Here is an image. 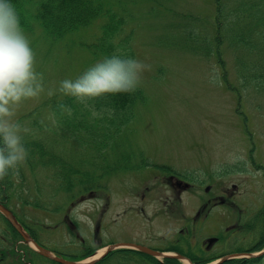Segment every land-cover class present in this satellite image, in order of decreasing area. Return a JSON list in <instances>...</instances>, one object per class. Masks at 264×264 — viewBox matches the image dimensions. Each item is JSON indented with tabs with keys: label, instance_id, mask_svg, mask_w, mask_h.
Instances as JSON below:
<instances>
[{
	"label": "rangeland",
	"instance_id": "1",
	"mask_svg": "<svg viewBox=\"0 0 264 264\" xmlns=\"http://www.w3.org/2000/svg\"><path fill=\"white\" fill-rule=\"evenodd\" d=\"M220 1L233 6L247 0ZM164 2L161 0V3ZM211 3L212 0H167L168 9L157 13L154 21L142 17L149 12V6L141 9L133 6L136 14L132 35L135 59L148 65L139 83L145 89L146 101L137 107L136 118L130 128L133 134L128 140L131 145H124V148L126 153L137 154V159L140 158L139 154H143L151 163L170 166L181 173L194 171L201 175L200 179H208L209 174L214 176L209 183L201 187L195 185L183 194L184 211L191 219L200 202L223 195L226 190L233 191V201L242 209L244 217L252 219L258 215L264 203V86L261 89H242L238 93L225 83L222 76L224 69L216 57L207 59L189 50L188 47L197 43L187 40L188 32L193 30L202 40L205 30L202 24L192 19L187 21V15H211ZM244 5L238 6L242 12ZM139 15L142 16L139 18ZM186 24L190 27L182 29L181 26ZM243 25L237 19L236 30L253 29V26ZM210 31L211 34L216 33L215 30ZM24 33L35 53L36 68L43 76L45 89L38 97L24 101L15 111L13 119L29 129L23 134V139L39 129L33 128L34 124L45 123L47 108L42 104L58 92L54 90L58 89L59 82L72 78L85 62L84 51L79 47L70 49L61 45L56 49L38 35L32 37L33 33ZM255 37V33L249 35L252 44L257 45L253 40ZM32 39L37 42L36 47ZM252 44H249L250 48L254 47ZM181 45L187 48L181 50ZM206 47L205 43L201 45V49ZM246 50L247 45H237L235 54L231 58L226 56L229 82L234 87L241 86L237 77L241 62L251 68L264 59L261 51L249 50L248 55ZM64 132L62 127L53 124L38 131L52 148L67 158L65 160L71 166L92 170L88 167L90 163L95 164L96 152L81 138H64ZM109 149L105 159H102V162L105 160V167L124 165V150L120 146ZM32 168L24 171V179L16 180L17 193L11 192L9 201H20L19 205L13 204L14 209L22 216L26 215L27 219H32L31 223L39 225V236L48 249L69 254L86 251L81 247V239L90 247L106 244L110 236L104 232V225L107 226L114 219L115 233L119 228L120 236L124 238L128 234V224L133 222L129 215L124 214L125 210L131 206H141L139 197L145 186L166 184L162 183L164 174L152 168L128 173L118 170L107 174L109 179L104 177L101 180V189L93 190L95 192L91 195L88 192L78 195L71 201L74 202L72 204L68 203L69 199L82 188L76 186L72 193H65L53 180L54 172L41 164ZM234 185L237 189L233 188ZM207 186H211L208 192L205 191ZM108 195L110 218H104ZM34 202L43 208L36 207ZM56 208L58 210L54 211ZM151 209L164 210L161 203ZM228 216L236 219L239 211H230L226 206L216 207L194 231V241L202 243L205 237L215 232L214 225L225 224ZM73 222L76 228L72 231L69 224ZM155 222L159 238L179 236L184 226V222L173 215ZM4 225L0 218V247H5L1 243ZM190 235H193L192 232ZM34 260V264H56L37 255ZM0 264L4 262L0 261ZM111 264L121 262L113 261Z\"/></svg>",
	"mask_w": 264,
	"mask_h": 264
},
{
	"label": "trees",
	"instance_id": "2",
	"mask_svg": "<svg viewBox=\"0 0 264 264\" xmlns=\"http://www.w3.org/2000/svg\"><path fill=\"white\" fill-rule=\"evenodd\" d=\"M12 3L18 12L24 32L33 33L31 34L32 37L38 35L41 40L50 43L56 49L61 48V45H65V48L79 47L84 51L85 62L72 78H76L86 68L105 56L120 55L135 58L132 45L133 20L136 18V14L133 12L134 5H137V9H141L145 5L149 6L148 13L145 12L143 16L139 15V18L142 16L144 20L154 21L157 13L165 12V9H168L166 7L167 0L164 3H161V0L160 2L159 0H12ZM243 4L245 5L242 12L241 7L238 6ZM263 4L264 0H247L230 6L224 1L216 0L215 3V0H212V3L209 4L211 15L203 16L194 11L192 12L197 15L191 13L187 15V21L192 19L191 21L202 24L205 30V36L202 40H199L193 30L188 32L187 40L197 43L196 46L188 47L189 50L207 59L212 56L216 57L224 69L222 76L225 83L238 93H241L242 89H261L264 86L263 58L258 65L253 64L251 68H248L245 63L241 62L239 64L237 77L241 83L240 87H234L229 82V67L226 61V56L231 58L235 54L237 45H247L246 52L248 55L249 50L264 53V46L262 47L264 45ZM237 19L240 23H244L243 26H253V29L237 31L235 28ZM190 26H192V23ZM190 26L186 24L182 25L181 28L185 29ZM210 29L215 30L216 33L211 34ZM253 33L256 35L253 40L257 45L252 44L251 38H249V35ZM32 42L35 47L38 45L33 39ZM203 43L207 44V47L201 49ZM249 44L254 47L250 48ZM179 47L181 50L187 48L182 45ZM239 60L241 61L240 58ZM56 90L57 88L54 92ZM145 101V89L142 85H139L132 93L107 95L88 101L87 105L77 102L75 98L64 97L59 92L48 97L42 104L47 108L45 123L34 124L35 128H39L35 132L37 135L33 133L23 139L29 152L26 162L16 174H10L0 180V201L10 208H14L13 204L20 203V201L15 200L10 202V194L11 192L17 193L15 191L16 180L24 179V176H26L24 171L33 169L32 167L36 164L44 165L49 171L54 172L52 178L63 192L70 194L74 187L82 188L74 193L69 201L82 193L101 189L103 184H101V180L108 173L120 169H142L153 166V163L145 159L143 154H139V160L137 154L126 153L127 150L124 148V145H131L128 140L133 131H130V128L134 124L137 107L143 105ZM60 103L70 107L72 114L68 115L65 110H62L59 107ZM48 124L62 127L65 131L64 138H81V141L88 144L93 152H96L95 164L100 166H94L95 164L90 163L88 169L91 167L92 170L88 171L71 166L65 160L67 158L61 156L60 152L56 151L54 147L52 148L50 143L38 133L41 128L48 127ZM119 146L124 150L122 152L124 167L116 169L105 167V160L102 162V159H105L106 153L110 150L109 148ZM159 168L168 169L165 166ZM0 216L5 220L8 229L14 236L19 238L17 230L1 214ZM22 221L28 229L32 226L25 223L24 220ZM261 230L263 229L261 228ZM30 231L34 234L33 230L30 229ZM261 248L259 246L254 250H260ZM93 252L94 250L84 253L79 252L72 259H84L92 255ZM178 252L189 257L195 264H205L212 260L197 261V259L182 250ZM115 253L122 254L121 257L117 258V260H121V264H132V262L138 264H182L177 259L169 258L160 261L152 256L131 250ZM107 261H109V257L97 264H105ZM226 264H264V256L252 259H235Z\"/></svg>",
	"mask_w": 264,
	"mask_h": 264
},
{
	"label": "flooded vegetation",
	"instance_id": "3",
	"mask_svg": "<svg viewBox=\"0 0 264 264\" xmlns=\"http://www.w3.org/2000/svg\"><path fill=\"white\" fill-rule=\"evenodd\" d=\"M162 183H166L165 186H145L139 197L140 202H142L141 206L138 208L131 206L130 209L125 210L124 214L129 215L133 222L128 224V226L130 225L128 234L124 238H121L119 228L117 230L119 234L116 236L117 232L115 233L116 228L114 227L115 219L109 221L107 226L104 225V232H107L110 236L106 243L107 246L133 244L159 252H178L182 250L197 259V261L216 259L231 254L247 253L259 246L264 248V203L259 209L258 217L255 215L252 219H248L244 217L242 209L233 201V191L226 190L223 195L212 196L200 202L198 210L191 219L184 211L182 196L194 186L183 180L177 174L163 177ZM233 188L237 189V186L235 185ZM109 203L110 196L108 195L104 208V218H110L108 214ZM159 203H161L164 210L153 211L151 208L156 205L158 206ZM218 206H226L230 211H239V216L236 219L228 216V220L224 221L225 224L230 222L229 225L225 227V224H215V232L212 235L210 234L208 237H205L202 243L195 242L194 231L200 227L202 220L206 219ZM170 215L184 222V226L180 229V235L157 237L155 230L157 223L155 221L158 219H168ZM17 220L19 221V219ZM69 226L72 229L76 228L74 223H70ZM97 230H99V227ZM191 232L193 235H190ZM261 232L262 234L260 235ZM112 234L113 236H111ZM1 236V243L5 247H0V261H3L4 264H33L26 259L32 255L29 250L32 248L25 240L22 238L17 240L15 239L16 236L10 233ZM32 238L35 239L34 235ZM81 240L85 243V240ZM19 246H21L20 249ZM84 247L86 248V246ZM123 250L138 251L130 248L110 250L107 255L109 257L107 263L112 259V262H121L117 258L121 257L122 254L115 252ZM138 252L148 255L141 251ZM132 264H136V262H132Z\"/></svg>",
	"mask_w": 264,
	"mask_h": 264
},
{
	"label": "clouds",
	"instance_id": "4",
	"mask_svg": "<svg viewBox=\"0 0 264 264\" xmlns=\"http://www.w3.org/2000/svg\"><path fill=\"white\" fill-rule=\"evenodd\" d=\"M147 67L132 57L105 56L75 79L61 80L57 91L87 105L96 98L134 92ZM44 89L43 76L37 71L35 53L18 12L12 0H0V180L16 174L29 155L23 140L29 129L13 119L15 111ZM59 107L72 114L67 105L60 103Z\"/></svg>",
	"mask_w": 264,
	"mask_h": 264
},
{
	"label": "water",
	"instance_id": "5",
	"mask_svg": "<svg viewBox=\"0 0 264 264\" xmlns=\"http://www.w3.org/2000/svg\"><path fill=\"white\" fill-rule=\"evenodd\" d=\"M0 212L6 217V219L11 222V224L18 230V232L24 237V239L31 243V245L37 250L38 253H40L41 255L49 258V259H52L60 264H96L99 260H101L102 258H104L107 253H108V250L104 251L102 253V255H100L99 257H94L90 260H81V261H74V260H68V259H65L63 257H60V256H57L55 255V253H53L52 251L42 247V246H39L35 241H33L28 233L23 229V227L18 223V221L16 220V218L14 217L13 213L8 209L6 208L3 204L0 203ZM133 247L137 250H140L144 253H147L151 256H154L156 258H176V259H179L181 261H188L190 264H193L189 259H187L185 256L183 255H180V254H169V253H162V252H158V251H154V250H151L147 247H143V246H139V245H120L119 247ZM264 255V250L263 251H260V252H257V253H243V254H234V255H229V256H226V257H223L221 259H219L218 261L214 262V263H211V264H223L225 263L226 261L230 260V259H233V258H254V257H260Z\"/></svg>",
	"mask_w": 264,
	"mask_h": 264
}]
</instances>
